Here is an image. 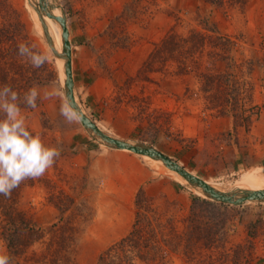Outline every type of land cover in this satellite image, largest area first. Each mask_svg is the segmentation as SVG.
<instances>
[{
	"label": "rangeland",
	"instance_id": "rangeland-1",
	"mask_svg": "<svg viewBox=\"0 0 264 264\" xmlns=\"http://www.w3.org/2000/svg\"><path fill=\"white\" fill-rule=\"evenodd\" d=\"M37 10L46 19H52L47 11L65 18L75 100L104 134L151 146L217 190L253 192L236 186L245 173L264 172V132L249 134L253 125L264 121V0H245L243 6L206 0H0V29L22 28L29 45L48 57L37 74L48 80V67L53 65L58 84L53 77L39 89L37 107L21 109L28 129L46 146L57 147L60 155L43 176L22 183L16 208L46 234L17 257L8 252L0 235V255L8 256L9 264H39L50 236L47 230L59 217L50 200L74 202L64 214L76 228L72 264H95L100 253L128 233L139 189L146 196L142 200L167 208L180 230L195 196L218 202L198 194L199 189L176 172L170 175L157 159L109 147L80 121L65 120L60 113L66 98L63 63L49 46L47 36L53 47L50 30L47 35L37 25ZM192 28L217 30L233 43L232 56L241 69L238 79L246 85H241L245 94L239 96L236 111L219 116L208 108L191 62L186 74L178 73L173 64L166 70L138 73L166 34H186ZM24 41L17 38L16 43ZM12 44L0 39V49L10 52ZM209 49L205 47L203 65L226 69L225 60L209 64ZM14 79L12 88L18 91L24 80L17 74ZM53 90L61 95H46ZM236 114L242 117L235 126ZM246 116L249 122L243 121ZM230 122L232 131L226 129ZM239 130L245 133L240 136ZM220 211L227 248L249 240L251 262L245 264H264V201L224 203ZM172 264L188 263L174 255Z\"/></svg>",
	"mask_w": 264,
	"mask_h": 264
},
{
	"label": "trees",
	"instance_id": "trees-1",
	"mask_svg": "<svg viewBox=\"0 0 264 264\" xmlns=\"http://www.w3.org/2000/svg\"><path fill=\"white\" fill-rule=\"evenodd\" d=\"M206 1L212 3L229 1L239 6L245 3V0ZM205 30L210 33L192 28L186 34L174 32L166 34L154 45L138 73L166 70L173 64L176 65L178 73L186 74L190 71L189 62H191L200 80L199 92L208 108L216 110L217 115L223 116L227 115L231 109L236 111L240 106L239 96L245 94L241 91L243 89L241 85H246L238 79L241 69L233 59V52H231L233 43L230 42V38L222 36L217 30L211 28H205ZM25 37L26 33L22 28L12 30L7 25L0 29V39L13 42L10 52L3 48L0 49V60L2 59L0 82L2 86L13 87L11 80H15L14 75L20 76L25 82V88L23 87L24 82L18 85L21 99L24 92L34 86L38 89L47 86L52 82L53 77L54 83L57 84V72L53 65L48 64L50 65L48 80H42L41 75L37 74L38 69H33L26 58L18 54V45L21 42L16 43L17 38H23L25 40L23 43L31 44ZM208 46L210 49L207 52V58L209 62H212L209 64L215 66L217 62L225 60L226 69L217 71L212 70L206 64L203 65L202 57L205 47ZM29 108L21 103V109ZM238 116L242 117L241 114L234 116L237 117L234 121L235 126L239 120ZM247 117L243 121L249 122ZM22 183L13 190L10 197L0 196V235L8 252L15 257L23 254L26 248L33 243L42 241L46 234L44 229L27 219L25 214L16 208ZM197 193L203 195L198 191ZM145 198L144 192L139 189L134 199L135 214L130 230L100 253L95 264H172L174 255H180L188 264H245L251 262L248 249L249 240L244 244L236 243L228 248L226 246L228 241L225 240V220L219 218V215H222L220 209L223 208L224 203L201 200L195 196L184 227L180 230L174 217L168 214L170 211H167V208H162L153 200H142ZM50 201L58 210L59 217L57 222L47 230L50 236L45 243V252L37 263L72 264L76 228L64 214L71 206H74V202L73 200ZM75 209L79 211V206L76 205ZM80 216H85V210ZM246 255L249 258L244 259Z\"/></svg>",
	"mask_w": 264,
	"mask_h": 264
},
{
	"label": "clouds",
	"instance_id": "clouds-1",
	"mask_svg": "<svg viewBox=\"0 0 264 264\" xmlns=\"http://www.w3.org/2000/svg\"><path fill=\"white\" fill-rule=\"evenodd\" d=\"M35 45L20 43L18 54L25 57L33 69H40L48 57L35 50ZM38 87L21 94L10 85L0 86V196L10 197L26 179H36L51 168L60 152L55 146H46L39 134H33L26 125L21 112V103L30 108L37 107ZM60 96L59 90L46 93ZM60 113L68 123L79 122L82 113L69 96L63 99ZM0 264H9V257L0 255Z\"/></svg>",
	"mask_w": 264,
	"mask_h": 264
},
{
	"label": "water",
	"instance_id": "water-1",
	"mask_svg": "<svg viewBox=\"0 0 264 264\" xmlns=\"http://www.w3.org/2000/svg\"><path fill=\"white\" fill-rule=\"evenodd\" d=\"M38 11V10H37ZM39 12V11H38ZM47 16L53 18L58 21L59 25L62 28L63 34V44H62V52H57L53 47L49 36H47V40L49 46H51L53 53L56 58L63 59L65 64V84H64V94L65 97H71L74 103L78 106L75 96H74V87H73V79H72V68H71V51H70V42L68 40V30L66 27V20L64 17L56 18L53 17L50 12L47 13ZM80 109V108H79ZM80 122L83 124L85 128L93 132L99 140L112 148L128 150L136 154L146 155L154 159L162 160L169 168L175 170L179 175H181L189 184L202 190L205 192L206 196L222 203L228 204H241L245 201H264V190L259 192L245 191L242 190L240 195L230 192H221L214 189L209 183L200 177L194 175L190 171L186 170L183 166L179 165L177 162L173 161L168 156L164 155L160 151L155 148L142 144V143H129L127 141L109 136L104 134L96 124L83 112Z\"/></svg>",
	"mask_w": 264,
	"mask_h": 264
},
{
	"label": "bare ground",
	"instance_id": "bare-ground-1",
	"mask_svg": "<svg viewBox=\"0 0 264 264\" xmlns=\"http://www.w3.org/2000/svg\"><path fill=\"white\" fill-rule=\"evenodd\" d=\"M47 1H50V0H47ZM47 13H48V11H47ZM50 14L53 17L55 16L56 18L61 17V15H59V14H57V15L52 14V13H50ZM36 21H37L38 27L43 29L46 34H47V29L50 30V35H51L52 42H53V48L57 52H61L62 43H63V34H62L61 26L59 25V23H57L58 21L55 22L53 20V18L52 19L43 18V17L40 16V12H38V11L36 12ZM61 60H62V63H63V67H62L63 80H62V83L64 85L65 84V64H66V62L63 59H59V62H61ZM80 111L84 113V111L81 108H80ZM129 143H131V142H129ZM157 160H158V162H162L169 169V174L170 175H173V176L176 175L174 173V172H176L175 170L169 168L162 160H159V159H157ZM155 162H157V161H155ZM236 187L237 188L238 187L251 188L253 190V192H259V191L264 190V172L262 170H255V171H251V172L245 173L244 176H243V182L239 183ZM214 189H216V188H214ZM218 191H220V190H218ZM198 192H200L205 197H207L204 191L198 190ZM221 192H224V191H221Z\"/></svg>",
	"mask_w": 264,
	"mask_h": 264
},
{
	"label": "crops",
	"instance_id": "crops-1",
	"mask_svg": "<svg viewBox=\"0 0 264 264\" xmlns=\"http://www.w3.org/2000/svg\"><path fill=\"white\" fill-rule=\"evenodd\" d=\"M223 119H224V117H223ZM262 127H264V121H259V123L258 124H255V125H253L252 127H251V130H250V132H249V134H251L253 137L254 136H258L261 132H264V128H262ZM228 131L230 130V131H232L233 130V124L230 122V123H227V128H226ZM262 129V130H261ZM243 133H245V131H240L239 130V134L238 135H240V136H242V134ZM131 192H133L132 191V188H131Z\"/></svg>",
	"mask_w": 264,
	"mask_h": 264
}]
</instances>
